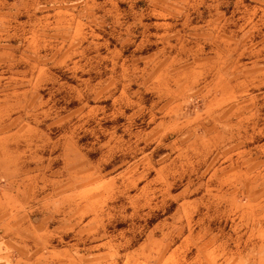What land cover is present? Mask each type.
Instances as JSON below:
<instances>
[{"label": "clouds", "instance_id": "1", "mask_svg": "<svg viewBox=\"0 0 264 264\" xmlns=\"http://www.w3.org/2000/svg\"><path fill=\"white\" fill-rule=\"evenodd\" d=\"M0 264H264V0H0Z\"/></svg>", "mask_w": 264, "mask_h": 264}]
</instances>
